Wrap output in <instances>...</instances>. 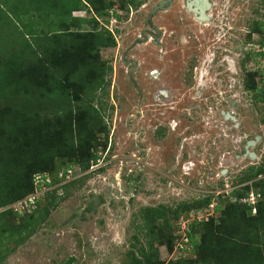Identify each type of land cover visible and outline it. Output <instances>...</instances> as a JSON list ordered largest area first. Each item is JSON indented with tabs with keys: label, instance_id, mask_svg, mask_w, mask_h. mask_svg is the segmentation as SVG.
<instances>
[{
	"label": "rangeland",
	"instance_id": "374dc122",
	"mask_svg": "<svg viewBox=\"0 0 264 264\" xmlns=\"http://www.w3.org/2000/svg\"><path fill=\"white\" fill-rule=\"evenodd\" d=\"M112 1L113 8L121 14L116 6L118 0ZM261 1L230 0L231 8L218 10L219 16L224 11L227 18L224 28L232 34H226L230 44L225 45H229L233 56L227 57L225 63L229 68L224 72L209 67L208 60L202 64L204 50H213L212 47L206 50L207 38L211 36L206 25L186 26L184 33L180 28L186 41L180 38L164 54L167 59L157 62V67L162 69L157 75L159 80L139 81L138 74L124 73L118 63L122 47L126 45L123 36L118 47L100 49L99 63L110 66L109 73L104 76L109 82L101 96L102 118L107 131L96 134L99 142L107 140L108 148L102 152L105 164L88 173L86 178H81L86 173L72 176L71 181L75 182L69 185V194L50 211L36 232L8 253L0 264H66L69 258V264H126L127 251H135L141 241L131 236L138 223L134 216L141 206L170 205L207 192L224 181L235 185L237 180L236 190L258 193L254 204L256 213L260 193L251 185L262 175L254 180L238 179L245 176L247 167L264 160V103H255L251 93L242 88V78L247 73L253 76V81L261 76L264 80V58L249 56L250 52L264 47ZM0 7L13 18L3 2ZM256 7L258 10L253 13ZM173 10H178V2ZM0 19L9 20L5 15ZM254 19H259L261 30L249 33ZM115 25L114 22L110 27ZM188 30L194 33L187 37ZM246 32L244 49L247 52L243 50L238 54V43ZM199 68L204 85L196 87ZM160 91L165 92L164 97ZM99 92L100 89L96 94ZM222 110L234 119L223 118ZM173 120L176 124L171 130L168 124ZM248 140L253 144L246 145ZM57 141L64 143V135ZM45 146L54 148L56 141H49ZM187 162L193 163H190L188 179L180 176L181 167ZM57 165H60L59 157L52 163L54 167ZM37 191L35 200L39 201L43 194L40 189ZM237 196L231 200L224 198L223 202H233ZM178 222L183 229L186 223ZM173 232L179 233L175 228ZM190 248L180 250L173 245L168 250L165 244L157 245L158 258L163 263L176 259L192 262L197 254Z\"/></svg>",
	"mask_w": 264,
	"mask_h": 264
},
{
	"label": "trees",
	"instance_id": "16d2710c",
	"mask_svg": "<svg viewBox=\"0 0 264 264\" xmlns=\"http://www.w3.org/2000/svg\"><path fill=\"white\" fill-rule=\"evenodd\" d=\"M139 1L118 0L116 6L121 9L127 4L137 6ZM0 2L13 16L10 18L0 7V18L5 15L9 19H0L1 263L36 232L50 211L69 194V185L75 181L62 182L64 179L58 172L77 165L85 170L106 149L107 140L99 142L96 134L107 131L101 96L109 82L104 76L110 66L100 64L98 57L100 49L113 46L114 40L99 19L107 22V10L115 3L112 0ZM78 11L85 15H76ZM260 30L255 23L250 32ZM249 56L264 58V51L250 52ZM261 77L253 81V76L247 73L242 78L243 90L251 93L255 103H264ZM62 135L65 142L59 144L57 140ZM53 140L56 146L46 148ZM57 157L60 165L54 167L52 163ZM36 172L48 173L50 178L43 197L28 211L11 208L14 202L34 191L32 175ZM86 174L81 178H86ZM260 175L251 185L260 193L255 214L237 198L245 194L244 189L235 190L238 196L233 202H223L228 197L197 194L170 205L141 206L134 216L138 223L131 235L141 241L135 251H127L126 264H264V160L247 167L245 176L238 181L254 180ZM211 199L214 204L210 208ZM209 210L211 213H207ZM178 221L186 223L183 229ZM174 228L178 234L173 232ZM162 244L168 250L173 245L180 250L190 246L197 259L163 263L157 251V245Z\"/></svg>",
	"mask_w": 264,
	"mask_h": 264
},
{
	"label": "flooded vegetation",
	"instance_id": "af4514ba",
	"mask_svg": "<svg viewBox=\"0 0 264 264\" xmlns=\"http://www.w3.org/2000/svg\"><path fill=\"white\" fill-rule=\"evenodd\" d=\"M177 2L178 10L175 11L173 10V6L175 7ZM140 5L141 7H139ZM231 5L232 2H230V0H140L137 6L127 4L126 8H119L121 9V14L116 13L111 20L108 19L107 22L102 20L99 21V23L111 33L114 40V45L111 47L115 45L118 47L119 39L122 38V36L126 38L124 41L126 45L122 47V51L118 56V63L123 67L124 73H128L129 76L138 74L136 78L139 79V81L146 78L153 80L160 79L157 75L161 73L162 69L157 67V62L167 59V56L165 55L164 57V54H167L170 50L169 47L176 44L180 38L183 37L186 41L185 35L183 34L185 31L184 27L189 25H197L194 28H198L199 25L209 26V34L211 36L207 38L209 44L206 45V50H209L210 47H212L213 50L209 52L204 50L202 54V64L204 60H208L207 65L209 67L214 66L220 68L221 72H224L229 68L225 63L227 62V57L233 56L230 55L232 51L229 49V45H225V43L230 44V40L226 39V34L230 36H232V34L224 28L226 26L224 20L227 19L224 15V11L231 8ZM220 7L223 8L222 10L224 11L222 14L220 13L221 15L219 16V12L221 11ZM261 8H264V0L261 1ZM257 10L258 8L256 7L253 13ZM260 10L262 11L263 9ZM256 14H258V12ZM114 22L116 25L114 28H111L110 25ZM254 22L258 26L261 25L259 19H254ZM125 26H127V29L124 30ZM180 28H183V33ZM201 30L202 29H200V31ZM188 32L189 34L187 37L194 33L193 30H188ZM247 33L248 32L244 34V37L238 43V48L240 50L238 54H241L243 50H245L244 53L247 52L246 49H244V44L247 43ZM245 55L242 56L241 59H244ZM214 60L216 61L214 62ZM200 69L201 68L198 69L197 75L195 76L196 87H198V85H204L201 79V72H199ZM139 73H141V75H139ZM214 81H216V79H214ZM159 93L162 97L165 96L164 91H160ZM225 113L230 115V113L225 110H222L221 115ZM175 124L173 120L168 124V127L172 130ZM190 163L193 164L192 162H187L186 166H184V164L182 165L180 173L182 178L188 176L189 167L191 166Z\"/></svg>",
	"mask_w": 264,
	"mask_h": 264
},
{
	"label": "built area",
	"instance_id": "2783aa9c",
	"mask_svg": "<svg viewBox=\"0 0 264 264\" xmlns=\"http://www.w3.org/2000/svg\"><path fill=\"white\" fill-rule=\"evenodd\" d=\"M107 14H108V19H112L114 18V13H113V9H108L107 10ZM261 51H264V47H261L260 49ZM258 50V51H260ZM105 161L103 160V155L102 157L100 156V158H98L97 160H95L94 162H91L90 163V166L85 169L84 171L81 170V168L79 166L76 167H67L64 171L61 170L59 173H58V176L62 178V182H68L69 180H71V177L74 176V175H79L81 174L80 176H82L83 174L85 173H89V172H92L94 171L95 169L97 168H100V167H103L102 165H104ZM50 181V178L49 176L46 174V173H36L34 175H32V184L34 186V191L31 192L30 194L26 195L25 197H23L22 199H19L17 200L16 202H14L12 205L15 206L14 209H17L19 211L21 210H30L31 208H33V206L35 205L36 201L38 200H35L37 197H38V191L37 190H41L42 191V194H43V191L45 189H47L48 187H46L47 185H45V183L47 184L48 182ZM48 186H51L53 187V184H50ZM231 190V187L230 185H228L227 182H225L224 184V189L222 190H219V189H215V190H210V191H207V192H201L199 194H212V197L218 195V194H221V193H224L225 195H229V191ZM255 198H254V196ZM233 198V197H231ZM256 198H257V194H252V193H248L247 197H245L244 199L242 198L241 200L243 202H245L250 210H251V213H254L255 212V202H256ZM19 205V206H16ZM214 202H211L209 204V207L211 208L213 206ZM183 241H185V238H183Z\"/></svg>",
	"mask_w": 264,
	"mask_h": 264
},
{
	"label": "clouds",
	"instance_id": "9594fccd",
	"mask_svg": "<svg viewBox=\"0 0 264 264\" xmlns=\"http://www.w3.org/2000/svg\"><path fill=\"white\" fill-rule=\"evenodd\" d=\"M111 9H113V13H117L116 12V10L112 7ZM114 14V15H115ZM100 21V20H99ZM107 148H108V146L106 147V149H105V151L107 150ZM105 157V155H103V158ZM187 164H184V166H186ZM228 183V185H230V187H231V190L229 191V195H225L224 193H221V194H218V195H216V196H218L219 198H224V197H228L229 199H231V197H235L236 195H235V190H236V184H237V180H236V184L234 185L233 183H230V182H227ZM224 184H225V181H224V183H222V184H216V186L214 185L212 188H211V190H215V189H219V190H222V189H224ZM210 191V190H209ZM210 194V193H209ZM256 194V193H255ZM210 195H212V194H210ZM247 195H248V193H245L244 194V196H242V198L244 199L245 197H247ZM195 196H197V194L195 195ZM192 197H194V196H192ZM215 197V196H214ZM213 197V198H214ZM242 198H238L239 200H240V202H243V201H241V199ZM211 202H213V199H211ZM246 204V203H245ZM247 205V204H246ZM248 206V205H247ZM255 206V205H254ZM250 212H251V210H250ZM252 214H254V213H252Z\"/></svg>",
	"mask_w": 264,
	"mask_h": 264
},
{
	"label": "water",
	"instance_id": "95a60500",
	"mask_svg": "<svg viewBox=\"0 0 264 264\" xmlns=\"http://www.w3.org/2000/svg\"><path fill=\"white\" fill-rule=\"evenodd\" d=\"M230 118V119H234V117L232 116V115H229V114H227V113H225L224 115H223V118ZM253 144V141L252 140H248L247 142H246V145H252ZM252 153H249V155H251ZM129 185L131 186L132 185V181L130 180V182H129Z\"/></svg>",
	"mask_w": 264,
	"mask_h": 264
},
{
	"label": "crops",
	"instance_id": "0c3cea01",
	"mask_svg": "<svg viewBox=\"0 0 264 264\" xmlns=\"http://www.w3.org/2000/svg\"><path fill=\"white\" fill-rule=\"evenodd\" d=\"M75 14H76V15H79V16H83V15H85L82 11H78V12H76Z\"/></svg>",
	"mask_w": 264,
	"mask_h": 264
}]
</instances>
